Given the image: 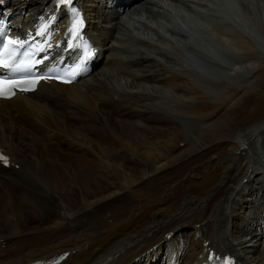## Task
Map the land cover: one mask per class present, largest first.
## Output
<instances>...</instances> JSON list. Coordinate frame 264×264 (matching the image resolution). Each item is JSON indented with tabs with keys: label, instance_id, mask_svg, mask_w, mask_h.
Wrapping results in <instances>:
<instances>
[{
	"label": "bare ground",
	"instance_id": "obj_1",
	"mask_svg": "<svg viewBox=\"0 0 264 264\" xmlns=\"http://www.w3.org/2000/svg\"><path fill=\"white\" fill-rule=\"evenodd\" d=\"M78 3L91 73L0 101V264H264V0Z\"/></svg>",
	"mask_w": 264,
	"mask_h": 264
},
{
	"label": "snow or ice",
	"instance_id": "obj_2",
	"mask_svg": "<svg viewBox=\"0 0 264 264\" xmlns=\"http://www.w3.org/2000/svg\"><path fill=\"white\" fill-rule=\"evenodd\" d=\"M61 3L64 2V0H60ZM83 24V21L79 18V13L73 10V23L72 27L70 29L73 34H75L76 30H78L79 27H81ZM38 35H43V31L37 33ZM10 44H17V41H9ZM20 48H23V42H20ZM90 54V53H89ZM22 55L27 56V53H23ZM28 59H31L30 56H28ZM39 62V61H37ZM0 65H2L4 68H9L10 71L7 73V76L10 80H15V78L19 76H25V77H31L35 74L31 71V65L27 63L26 60H21L19 63H11L9 64L6 61L0 60ZM37 82V79H25L20 80L18 82L14 83H7L2 77H0V95H7L12 93V90L14 88H20L21 90H28L30 86H34ZM225 264H229L228 261H225Z\"/></svg>",
	"mask_w": 264,
	"mask_h": 264
},
{
	"label": "rangeland",
	"instance_id": "obj_3",
	"mask_svg": "<svg viewBox=\"0 0 264 264\" xmlns=\"http://www.w3.org/2000/svg\"><path fill=\"white\" fill-rule=\"evenodd\" d=\"M11 3H14L16 0H9ZM196 17V16H195ZM197 18V20L199 21V22H201V23H203V22H205L204 20H203V18H200V20H199V18L198 17H196ZM203 21V22H202ZM209 78L211 79L212 78V75H211V77L209 76ZM227 78V79H226ZM225 79H226V81L228 80V81H230L231 83H233L234 85H236V86H243V87H245L246 85H245V83L244 82H242V80H240V79H237V78H235V77H228L227 76V74H225ZM199 82L205 87V88H207V89H209L210 88V86L208 85V86H205L206 85V83H209L208 82V80H206L205 82H204V80H202V79H200L199 80ZM202 82H204V83H202ZM216 84H218L217 82H216ZM197 86H199V83L197 84ZM185 126H188V125H190L191 124V122L190 121H188V120H185V119H181L180 120ZM203 120H196L194 123H195V125L197 126V127H199V126H201V125H203V126H205V124L202 122ZM186 123V124H185ZM196 127V128H197ZM186 137H188V139H192V135L191 136H188V135H186ZM218 217V216H217ZM220 220V221H219ZM38 222H39V220H37V221H35L34 222V224L35 225H39L38 224ZM217 222L218 223H220L221 222V218H219L218 217V219H217ZM40 223V222H39ZM0 246H4L3 244H0ZM60 254V253H59Z\"/></svg>",
	"mask_w": 264,
	"mask_h": 264
}]
</instances>
